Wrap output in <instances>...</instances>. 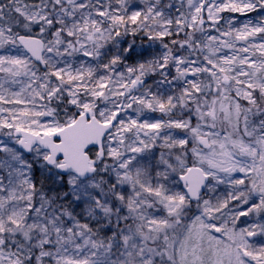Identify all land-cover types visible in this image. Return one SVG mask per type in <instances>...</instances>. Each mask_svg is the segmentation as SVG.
Returning <instances> with one entry per match:
<instances>
[{
  "label": "snow or ice",
  "instance_id": "obj_1",
  "mask_svg": "<svg viewBox=\"0 0 264 264\" xmlns=\"http://www.w3.org/2000/svg\"><path fill=\"white\" fill-rule=\"evenodd\" d=\"M0 264H264V0H0Z\"/></svg>",
  "mask_w": 264,
  "mask_h": 264
},
{
  "label": "trees",
  "instance_id": "obj_2",
  "mask_svg": "<svg viewBox=\"0 0 264 264\" xmlns=\"http://www.w3.org/2000/svg\"><path fill=\"white\" fill-rule=\"evenodd\" d=\"M34 173H35V175H36L37 177H40L41 179H43V176H41L40 173H39V169H38V167H35V169H34ZM67 187H68L67 184H64L62 189H61L59 186H57V190H66Z\"/></svg>",
  "mask_w": 264,
  "mask_h": 264
},
{
  "label": "rangeland",
  "instance_id": "obj_3",
  "mask_svg": "<svg viewBox=\"0 0 264 264\" xmlns=\"http://www.w3.org/2000/svg\"><path fill=\"white\" fill-rule=\"evenodd\" d=\"M250 15H255V14H250ZM241 19L243 20V19H245L244 17H241ZM137 43H139V41H137ZM30 158V157H29ZM38 167V169H39V173H40V175L42 176V170H41V168L39 167V166H37Z\"/></svg>",
  "mask_w": 264,
  "mask_h": 264
}]
</instances>
